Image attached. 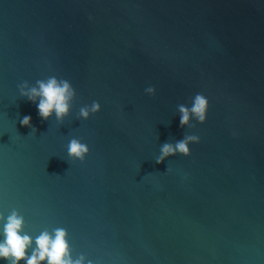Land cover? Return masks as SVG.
Masks as SVG:
<instances>
[{
    "label": "water",
    "instance_id": "95a60500",
    "mask_svg": "<svg viewBox=\"0 0 264 264\" xmlns=\"http://www.w3.org/2000/svg\"><path fill=\"white\" fill-rule=\"evenodd\" d=\"M53 75L76 92L62 123L19 91ZM197 93L207 121L181 127ZM185 134L191 154L157 163ZM13 209L94 264H264V0H0V213Z\"/></svg>",
    "mask_w": 264,
    "mask_h": 264
},
{
    "label": "clouds",
    "instance_id": "9594fccd",
    "mask_svg": "<svg viewBox=\"0 0 264 264\" xmlns=\"http://www.w3.org/2000/svg\"><path fill=\"white\" fill-rule=\"evenodd\" d=\"M19 91L21 96L36 104L43 120L47 121L54 115L61 123L70 115L72 101L76 95L70 81L58 79L54 75L38 80L35 86H30L25 81L19 86ZM147 92L154 94L155 89L149 88ZM208 110L207 97L197 93L190 106L179 105L180 126L189 127L193 120L200 124L206 123ZM100 111V103L93 101L90 105L80 108L79 118L88 120ZM20 123L25 127H33L29 115H25ZM199 142L200 137L195 134H185L175 143L166 142L162 145L156 162L162 163L178 154L189 156L190 145ZM89 153V146L77 138H72L67 145V155L71 161L84 162ZM25 224V217L15 209L7 215L0 213V264H94V261L84 254L73 257L65 228L56 227L51 231L45 228L39 234L33 235L25 231Z\"/></svg>",
    "mask_w": 264,
    "mask_h": 264
}]
</instances>
